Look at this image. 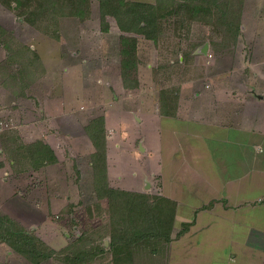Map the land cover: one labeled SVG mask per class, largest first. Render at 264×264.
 Masks as SVG:
<instances>
[{
  "label": "rangeland",
  "instance_id": "rangeland-1",
  "mask_svg": "<svg viewBox=\"0 0 264 264\" xmlns=\"http://www.w3.org/2000/svg\"><path fill=\"white\" fill-rule=\"evenodd\" d=\"M127 1L163 5L155 40L122 33L113 16L106 30L98 0H0V215L55 251L38 264H163V239L124 246L119 260L112 248L149 230L147 207L170 200L148 179L140 149L156 133L137 124L142 108L241 114L232 94L264 90V0H211L197 12L187 0ZM124 48L137 65L124 68ZM0 264L35 263L0 240Z\"/></svg>",
  "mask_w": 264,
  "mask_h": 264
},
{
  "label": "crops",
  "instance_id": "crops-1",
  "mask_svg": "<svg viewBox=\"0 0 264 264\" xmlns=\"http://www.w3.org/2000/svg\"><path fill=\"white\" fill-rule=\"evenodd\" d=\"M232 98L241 114L147 101L136 121L144 132L155 129L140 149L148 179L160 178L161 194L177 205L174 229L183 226L167 242L163 264H264V90Z\"/></svg>",
  "mask_w": 264,
  "mask_h": 264
},
{
  "label": "trees",
  "instance_id": "trees-1",
  "mask_svg": "<svg viewBox=\"0 0 264 264\" xmlns=\"http://www.w3.org/2000/svg\"><path fill=\"white\" fill-rule=\"evenodd\" d=\"M18 5L24 4L23 0H14ZM100 3L102 21L104 22V28L107 30L108 25L106 23V18L108 16H113L118 27L124 34H138L143 35L146 39L155 40L157 37V32L159 31V20L164 16L160 12L164 9L163 5L151 4V3H141V2H129L127 0H98ZM190 3H196L195 11H200V7L207 5H212L211 0H187ZM214 1V0H213ZM73 5L83 4L85 5L88 0H71ZM234 35L238 36L240 34L239 26H235ZM122 55L124 58L123 66L125 69L130 66L137 65V61L133 60L135 55L131 57L132 53L128 49L122 50ZM163 111V109H162ZM104 126V125H102ZM105 126L102 127V132H105ZM91 138L98 149L99 144L97 142V137L95 134H91ZM105 147H103V152ZM43 158L47 157L42 154ZM45 159V160H46ZM44 160V161H45ZM106 160V158H105ZM108 196L124 194L120 190H113L111 188L105 190ZM161 203L157 207H147L149 210H155L156 213L148 214L154 216V219H148L152 223V227L147 230L144 234L135 233L133 235L125 238L124 236L114 237V244L112 248L115 249L116 244L118 247L114 254L119 255L118 260L123 257L120 255L122 253H127L130 246L137 242L141 238L147 239H163L167 242L171 240V228L174 223L175 205L167 199H160ZM170 204V205H169ZM170 208H168L169 206ZM145 207V210H147ZM145 212V211H143ZM0 240L6 243L18 253L24 255L31 262L38 264L48 257L55 254V251L45 245V243L38 237L29 234L25 230L21 229L20 226L12 219L0 215ZM116 243V244H115ZM127 246L128 248L124 249ZM124 247V248H123ZM120 257V258H119Z\"/></svg>",
  "mask_w": 264,
  "mask_h": 264
}]
</instances>
